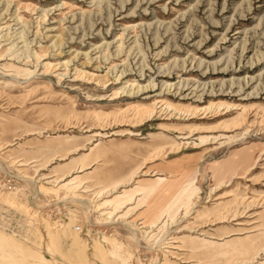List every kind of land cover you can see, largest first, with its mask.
Here are the masks:
<instances>
[{"label":"rangeland","instance_id":"1","mask_svg":"<svg viewBox=\"0 0 264 264\" xmlns=\"http://www.w3.org/2000/svg\"><path fill=\"white\" fill-rule=\"evenodd\" d=\"M0 264H264V0H0Z\"/></svg>","mask_w":264,"mask_h":264}]
</instances>
